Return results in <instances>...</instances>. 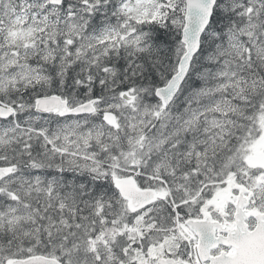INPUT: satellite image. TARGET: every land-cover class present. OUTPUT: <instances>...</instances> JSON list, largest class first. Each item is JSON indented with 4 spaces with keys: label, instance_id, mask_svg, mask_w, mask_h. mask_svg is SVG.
Returning a JSON list of instances; mask_svg holds the SVG:
<instances>
[{
    "label": "snow or ice",
    "instance_id": "snow-or-ice-1",
    "mask_svg": "<svg viewBox=\"0 0 264 264\" xmlns=\"http://www.w3.org/2000/svg\"><path fill=\"white\" fill-rule=\"evenodd\" d=\"M0 264H264V0H0Z\"/></svg>",
    "mask_w": 264,
    "mask_h": 264
}]
</instances>
